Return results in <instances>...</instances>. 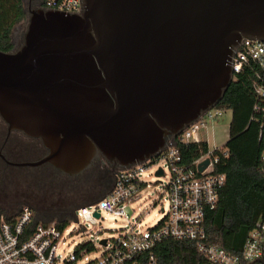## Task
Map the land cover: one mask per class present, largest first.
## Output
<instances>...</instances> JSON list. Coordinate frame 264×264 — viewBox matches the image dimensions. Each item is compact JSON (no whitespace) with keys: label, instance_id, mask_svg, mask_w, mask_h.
<instances>
[{"label":"water","instance_id":"obj_1","mask_svg":"<svg viewBox=\"0 0 264 264\" xmlns=\"http://www.w3.org/2000/svg\"><path fill=\"white\" fill-rule=\"evenodd\" d=\"M81 3L31 10L23 45L0 50V116L46 148L27 164L73 177L101 155L119 169L157 156L220 103L237 46L264 40V0Z\"/></svg>","mask_w":264,"mask_h":264},{"label":"built area","instance_id":"obj_2","mask_svg":"<svg viewBox=\"0 0 264 264\" xmlns=\"http://www.w3.org/2000/svg\"><path fill=\"white\" fill-rule=\"evenodd\" d=\"M43 5V4H42ZM47 9L80 13L81 0H48ZM233 80L242 74H248L252 82L255 102L252 120H260L264 126V40L245 39L236 48L232 62ZM214 110V112H213ZM225 109L217 106L210 108L194 123L187 126L182 134L172 136L160 153L144 162L136 163L125 169H117L112 185L104 197L78 207L72 218L90 221L98 225L106 215L128 219V206L141 198L147 171L156 167V174L170 178L163 189L167 195L166 215L154 227L144 229L140 224H130L120 229L117 236L101 238L100 255L91 257L95 243L92 240L77 245L66 254L65 224L44 222L30 205H23L11 216L0 214V264H156L154 248L167 240L194 241L205 256L207 264H264V220H257L248 233L243 250L239 254L231 253L217 244L207 242L206 213L218 206L220 190L226 183V175L216 172V164L224 155V146L209 147L208 152L185 162L178 147L177 139L185 142H207L200 134L198 125L206 129L210 122L218 120ZM264 134V132H261ZM209 159V164L200 171L199 166ZM260 165L264 171V149L260 156ZM162 169L163 173L157 171ZM99 213V216L96 215Z\"/></svg>","mask_w":264,"mask_h":264},{"label":"trees","instance_id":"obj_3","mask_svg":"<svg viewBox=\"0 0 264 264\" xmlns=\"http://www.w3.org/2000/svg\"><path fill=\"white\" fill-rule=\"evenodd\" d=\"M47 1L42 0V4ZM26 18L24 0H0V50L14 49L13 29ZM254 102L251 78L242 74L232 81L217 105L218 108L231 109L233 115L230 138L224 144L227 154L219 150L214 152L220 156L216 172L226 175V183L220 190L218 206L206 213V240L235 254L242 252L248 233L257 220H264V171L260 165L264 126L262 121L251 119ZM177 142L185 162L208 152L205 141L185 142L179 137ZM4 211L0 204V214L12 215ZM72 215L64 218H72ZM154 255L156 264H207L194 241H164L154 248Z\"/></svg>","mask_w":264,"mask_h":264},{"label":"rangeland","instance_id":"obj_4","mask_svg":"<svg viewBox=\"0 0 264 264\" xmlns=\"http://www.w3.org/2000/svg\"><path fill=\"white\" fill-rule=\"evenodd\" d=\"M25 8L27 11V18L18 23L12 32V42L14 49H19L24 43V36L27 28L28 18L30 11L42 5L41 0H24ZM214 112V110H213ZM218 120L210 122L211 125H219L217 127L218 143L224 145L227 139L225 133L221 134V130L227 127L232 119V110L227 109ZM201 136L208 134L206 128L198 125ZM6 123L0 118V130H6ZM5 134H0L3 138ZM19 138L27 142L26 135L18 134ZM36 139V138H35ZM165 162L160 161L156 167L147 171L146 181L150 186H145L141 192V198L135 202H131L128 206V219L116 217L114 215H106V219H100L98 225L91 224L90 221H84L82 218L79 220L75 218L66 219L64 217L71 216L74 211L90 202L96 201L104 197L106 188L112 185L113 172L109 171L107 174V182L101 179L84 178L86 182L79 181V186L71 189V185L62 181L60 177L48 176L44 180L37 179L36 177H29L24 179H12L11 181L0 180V204L4 206H17L16 210L20 209L23 205H30L35 209L36 215L42 221L59 222L65 224L68 229L65 232L66 245L65 253H71L77 245L84 244L89 240L94 241L95 248L93 249L91 257L100 255L102 247L99 245L101 238H112L117 236L120 229L129 226L130 224H140L144 229L154 227L161 219L164 218L166 212L162 211L165 207L168 210L167 195L163 194V189L167 185L170 174L169 169L165 167L166 176H158L156 170L158 166H162ZM110 169V168H109ZM26 179V180H25ZM64 180V179H63ZM73 192H71V190ZM104 194V195H103ZM14 211V212H15ZM63 218V219H62Z\"/></svg>","mask_w":264,"mask_h":264},{"label":"flooded vegetation","instance_id":"obj_5","mask_svg":"<svg viewBox=\"0 0 264 264\" xmlns=\"http://www.w3.org/2000/svg\"><path fill=\"white\" fill-rule=\"evenodd\" d=\"M0 118L2 117L0 116ZM0 134H5L3 138H0V180L1 181L3 180L11 181V178L27 179L31 176L36 177L37 179H40L42 181L46 179L48 176L49 177L52 176L54 178L56 177L62 178V181L69 184V186L71 185V189L74 190L77 184H78L77 187L79 186L78 180L83 179L82 181L86 182V180H84L85 177H87L85 178L87 179V181L91 176L92 179L93 178H95L96 180L103 179L105 180V182H107V174H109V171L113 172V181H114L117 169L119 168L115 164L109 163L107 159L104 158L102 155L99 157V163L96 170L87 172L85 174L76 177L63 173L60 169H57L56 167L48 163L30 165L27 163L37 162L46 155V148L43 146L41 140L26 135L27 142H25L22 139H20L18 136V134L25 135V133L22 131H14V130L9 131L8 125L6 130H0ZM79 187H81V184ZM73 190H71V192H73ZM105 191L107 192V188ZM16 207L17 206H13V205H10V207L9 206L6 207L3 205V208L5 210L4 212L10 213L12 215L16 214L20 210L18 209L17 211H15L17 209Z\"/></svg>","mask_w":264,"mask_h":264},{"label":"crops","instance_id":"obj_6","mask_svg":"<svg viewBox=\"0 0 264 264\" xmlns=\"http://www.w3.org/2000/svg\"><path fill=\"white\" fill-rule=\"evenodd\" d=\"M232 115H233V112H232ZM217 127H219V125H217V124L209 126V128L206 130V132L208 131L207 136L206 137H205V135L202 136L207 141L209 147H212V148L219 147V146H224V145H220L218 143V140L216 139V137H217ZM222 133H225L227 135V139H226V142H227L229 140V138H230V124L227 127H224L221 130V134Z\"/></svg>","mask_w":264,"mask_h":264}]
</instances>
